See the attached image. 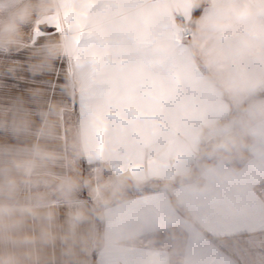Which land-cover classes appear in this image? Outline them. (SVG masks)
Returning <instances> with one entry per match:
<instances>
[{
  "label": "crops",
  "instance_id": "crops-1",
  "mask_svg": "<svg viewBox=\"0 0 264 264\" xmlns=\"http://www.w3.org/2000/svg\"><path fill=\"white\" fill-rule=\"evenodd\" d=\"M128 2L147 3L148 0ZM89 7L106 10L118 7V2L91 0ZM76 11L72 0H66L63 14L51 21L54 28L45 29L44 25H39L28 47L8 54L0 53V67L5 69L0 71V113L11 115L16 109L27 110L38 125L40 113L47 111L51 104H60L64 109L58 116L60 127L55 138L41 137L35 131L30 137H16L10 130L0 129V146L21 147L36 142L61 145L64 157L53 165L51 173H46L56 179L72 173L77 166L82 175L87 174L96 182L129 170L152 167L164 170L154 187L130 193L134 199L156 209L159 239L153 243L145 239L135 248L93 252L91 264H264V155L250 153L249 159L240 163L238 159L225 161L210 154L212 145L219 139L232 134L242 135L247 117L237 121L226 116L244 105L247 115L253 102L264 105V96L258 95L264 89L254 94L220 92L205 83L209 69L203 64L191 65L194 75L186 81L183 78L185 66L176 57L153 50L164 32L174 26L172 20L150 25L144 38L132 30L113 29L104 33L84 29L78 37L79 54L58 58L51 72L34 75L28 67L30 53L46 36L64 34ZM243 30L242 26L221 38L230 39ZM26 31L30 33L31 28ZM191 34L186 28L175 30L174 40L181 51L192 39ZM90 48L99 51L89 53ZM249 60L250 56H245L221 67L230 69L237 63L243 67ZM16 63L22 67L15 73L6 70ZM85 64L90 66L89 85L83 87L78 81L74 82L72 92L68 94L64 89L66 78L75 77ZM133 65H141L143 71L139 77L132 76L131 82L111 74V70L125 73ZM170 80L174 84L169 95ZM36 90L40 95H33ZM121 91L126 92V100L114 98ZM98 99L105 101L106 107L96 113L92 122L95 143L79 161L70 159L69 135L80 129L85 117L94 112V101ZM217 106L223 107L216 110ZM193 113L198 115L193 116ZM113 125L131 129L125 143L144 148L141 159L108 160V130ZM253 127L258 130V135H249V139L264 146V121ZM200 130L204 135L197 139L196 133ZM249 131L247 128V133ZM169 144L178 146L169 158L164 159L162 153ZM119 150L123 151V148ZM209 165L219 172L237 171L224 183L214 182L211 193L193 197L179 182V176L189 172L192 175L185 183H194ZM165 181H173L171 189L164 187ZM36 191L48 193L47 201L40 207L57 211L60 221H64L77 204L89 199L86 189L78 193L75 201L58 197L48 184L24 189V193ZM168 215L174 218L171 223L167 221Z\"/></svg>",
  "mask_w": 264,
  "mask_h": 264
},
{
  "label": "clouds",
  "instance_id": "clouds-1",
  "mask_svg": "<svg viewBox=\"0 0 264 264\" xmlns=\"http://www.w3.org/2000/svg\"><path fill=\"white\" fill-rule=\"evenodd\" d=\"M118 7L100 9L89 7L91 0H72L77 10L67 31L59 37L46 36L30 53L29 70L34 74L51 72L61 57H72L81 52L78 41L84 29L110 32L113 29L132 30L141 38L148 34L150 25L168 20L174 22L156 42L153 50L176 57L184 65L183 78L191 80V65L203 64L209 69L205 83L223 93L248 92L254 94L264 89V0H148L147 3H130L117 0ZM66 0H0V53L20 51L29 46V41L39 25L54 28L53 18L63 14ZM200 10V15L194 13ZM244 30L230 39H222L225 33ZM31 28L29 33L26 29ZM189 29L192 39L184 50L174 40L176 29ZM89 53L99 51L90 48ZM120 52V49H114ZM250 56L248 64L239 63L230 69L221 67L234 59L239 61ZM255 66V67H253ZM22 67L16 63L7 67L15 73ZM5 70L0 67V71ZM141 65H133L125 72L111 70L113 76H123L131 82L132 76L139 77ZM90 66L80 67L75 77L66 78L64 89L71 94L74 82L89 85ZM168 94L173 81H169ZM33 95H40L39 90ZM117 100H126L125 91L116 93ZM106 107L105 101H94V112L85 117L80 129L69 135L68 156L79 161L93 147L95 130L93 121L96 113ZM223 106H217L221 110ZM187 108V106H185ZM64 109L53 103L47 111L40 113L37 125L31 112L16 109L9 115L0 113V129H8L16 137H30L35 131L41 137L53 139L57 136L59 113ZM252 119L247 122L250 129L245 135H228L215 142L210 154L222 160H247L250 153L264 155V146L248 136L258 135L253 121H264V105L251 110ZM198 115L193 113V116ZM35 126V127H34ZM130 130L113 125L108 130V160L126 157L139 160L145 149L125 143ZM203 130L196 133L199 139ZM178 145L169 144L163 151L164 159ZM61 145L32 143L21 147L0 146V264H91L93 252H106L135 248L143 240L153 243L159 239V215L151 204L134 199L133 190L154 187L161 179L163 169L152 167L116 173L100 182L91 176L82 175L79 167L59 179L51 173L53 165L64 157ZM123 151H120V148ZM190 148L191 145H184ZM107 166V165H106ZM237 170L219 172L209 165L196 182L186 184L191 173L183 172L179 182L193 196H202L214 190V182L224 183ZM48 184L58 197L75 201L78 193L88 191L89 199L77 204L64 221L54 209L42 208L48 193L36 191L24 193L26 187ZM173 181H165L164 187L171 189ZM171 215L167 221H173ZM33 220L36 223H33ZM32 229H36L32 231Z\"/></svg>",
  "mask_w": 264,
  "mask_h": 264
},
{
  "label": "rangeland",
  "instance_id": "rangeland-1",
  "mask_svg": "<svg viewBox=\"0 0 264 264\" xmlns=\"http://www.w3.org/2000/svg\"><path fill=\"white\" fill-rule=\"evenodd\" d=\"M200 10H197V13L196 14H194L195 16H199L200 14ZM190 35V34H189ZM191 36H193L192 34H191ZM261 93H264V92H261ZM259 95V94H258ZM261 95V94H260ZM262 96H264V95H262ZM256 102H253V104L251 105V108H250V110L254 107V106H256V104H255ZM249 110V112H248V114L247 115H245V111H239L238 109H233V110H231L230 111V113L226 116V118L228 117V119H231V118H236L237 119V121H241V120H244L246 117V120H247V122L249 121V120H251L252 119V114H251V111ZM246 122V123H247ZM255 123H257L256 121H253V124H252V126H254L255 125ZM246 126V127H245ZM244 126V128H243V130H241V133H242V135H245V134H248L247 133V128H248V126L247 125H245ZM250 136H248V138H249ZM200 158V157H199ZM239 160V159H238ZM197 161H199V160H197ZM240 161V163H244L245 162V160H239ZM87 175V174H86Z\"/></svg>",
  "mask_w": 264,
  "mask_h": 264
},
{
  "label": "trees",
  "instance_id": "trees-1",
  "mask_svg": "<svg viewBox=\"0 0 264 264\" xmlns=\"http://www.w3.org/2000/svg\"><path fill=\"white\" fill-rule=\"evenodd\" d=\"M264 95V93H259V95ZM244 109H245V105L244 106H242V107H240L238 110L241 112V111H244Z\"/></svg>",
  "mask_w": 264,
  "mask_h": 264
}]
</instances>
